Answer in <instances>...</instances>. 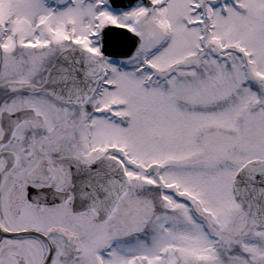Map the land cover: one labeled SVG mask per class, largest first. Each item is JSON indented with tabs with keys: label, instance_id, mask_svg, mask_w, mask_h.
I'll return each instance as SVG.
<instances>
[{
	"label": "snow or ice",
	"instance_id": "1",
	"mask_svg": "<svg viewBox=\"0 0 264 264\" xmlns=\"http://www.w3.org/2000/svg\"><path fill=\"white\" fill-rule=\"evenodd\" d=\"M0 264H264V0H0Z\"/></svg>",
	"mask_w": 264,
	"mask_h": 264
}]
</instances>
